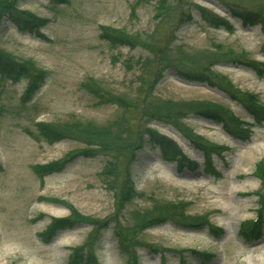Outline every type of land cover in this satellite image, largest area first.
Returning <instances> with one entry per match:
<instances>
[{"label":"rangeland","instance_id":"rangeland-1","mask_svg":"<svg viewBox=\"0 0 264 264\" xmlns=\"http://www.w3.org/2000/svg\"><path fill=\"white\" fill-rule=\"evenodd\" d=\"M135 2L70 0L53 5L49 0H21L20 9L49 20L40 30L45 38L19 31L9 20L3 21L2 47L17 59L35 62L49 76L26 105L21 101L25 81L0 82V264H67L71 249L83 244L91 227L80 223L49 242L39 236L51 218L70 215L66 204L82 215L99 220L117 217L128 227L133 223L134 209H149L156 201L185 202L188 215L221 227L224 235L219 238L207 227L184 228L173 222L151 227L140 235L141 264H180L182 260L185 264H264V227L262 236L250 243L239 235L242 223L255 218L259 208L256 192L260 181L254 171L255 164L264 160V122L253 127L249 141H241L230 136L222 125L189 114L183 120L185 125L207 141L228 148L223 158L214 157L213 170L203 166V153L181 132L170 124L154 121L150 127L174 140L199 166L179 168L176 162L164 161L159 148L145 144L136 152L132 164L136 189L143 196L121 213L115 193L103 175L108 159L104 154L77 157L60 172L43 179L36 172V166L60 161L85 146L70 139L48 143L38 134L36 122L57 123L75 118L102 125L120 114L114 105H97L82 89L84 81L94 78L116 94L132 93L138 87L135 77L138 65L133 62L144 55L142 50L112 48L99 37L101 26L131 34L152 32L158 0L141 1L133 15ZM187 2L193 20L177 30L174 46L182 47L191 57L211 49L214 43H221L239 53L246 52L264 70V33L260 25L245 26L220 0ZM198 7L230 20L233 31L208 27ZM162 32L164 42L168 28ZM180 61L178 57L174 60L176 65L192 69L190 61ZM211 69L212 73L226 77L235 88L257 94L264 104V74L241 64L221 63ZM163 75L155 87V96L174 101H212L228 107L245 121H253L238 101L217 87L184 80L173 69ZM140 114L141 109H136L128 117L136 124ZM125 162L121 158L120 169ZM58 208L64 209L60 216L50 214ZM113 226L112 222L97 244L100 264H125ZM66 232L70 233L67 235L70 244L59 245L58 238Z\"/></svg>","mask_w":264,"mask_h":264},{"label":"trees","instance_id":"trees-1","mask_svg":"<svg viewBox=\"0 0 264 264\" xmlns=\"http://www.w3.org/2000/svg\"><path fill=\"white\" fill-rule=\"evenodd\" d=\"M20 1L0 0V29L6 19L19 31H27L45 38L40 30L49 20L33 12L20 9ZM49 1L53 5H57L68 3L70 0ZM141 1L147 0H136L135 5L132 6L133 15ZM220 1L231 10L233 16L240 18L244 25H260L264 33V0ZM187 5H189L187 0H158L154 15L155 29L145 35L131 34L111 26L100 27L99 37L110 47L140 48L142 50L144 55L133 62V65H138V73L135 77L139 85L132 93L116 94L106 89L94 78H89L81 84L82 89L95 99L97 105L117 107L120 114L108 123L101 125L91 121L82 122L75 118L57 123L36 122L38 134L48 143L70 139L85 145L82 149L70 153L60 161L36 166V172L42 179L55 172H60L68 162L77 157L92 158L104 154L108 159L103 175L107 177L110 189L115 193L118 211L121 213L127 205L143 196L136 189L132 176V164L135 161L136 152L142 149L145 144L159 148L162 159L166 162H176L179 168L198 167V163L189 159L174 140L150 127L154 121L170 124L181 132L196 149L204 154V166L208 169H213L214 157H222L228 148L207 141L185 125L183 120L189 114L221 124L227 133L239 140L248 141L251 139L252 127L262 125L264 122V104L261 103L257 94L235 88L226 77L212 73L211 68L221 63L241 64L248 65L260 74H264V70L261 69L262 65L252 61L246 52L239 53L221 43H214L211 49H204L191 57L184 53L182 47L174 46L177 30L193 20L192 11ZM198 9L202 20L208 27L233 31V24L227 18H222L202 7H198ZM165 27L168 28V32L166 40L163 42L162 30ZM177 57L181 60L180 62L189 63L190 61L192 69H185L184 65H176L174 60ZM128 64L131 65L130 62ZM194 66L196 68H193ZM170 69L175 70L185 80L217 87L238 101L253 118V123L241 119L228 107L212 101H174L155 96L156 85L164 77L163 74ZM48 76L49 73L36 65L35 62L15 58L2 47L0 41V82L25 81L26 88L21 96L23 104L26 105L32 101L45 85ZM136 109H141L142 114H140L138 123L135 124L133 119H129L128 114ZM121 158L126 160L123 169L119 167ZM254 173L261 183L256 192L259 209L258 219L247 220L241 225L240 235L247 243L256 241L263 234L264 160L256 163ZM187 205L185 202L156 201L149 209H134L132 212L133 223L124 227L117 217L115 220H99L82 215L66 204L71 211L70 215L66 218H52L46 230L40 233V237L43 241L49 242L63 230L73 229L80 223L88 224L91 230L83 244L71 249L68 264H100L96 254L97 243L113 222L112 230L118 242L119 251L126 259L125 264H141L139 250L143 244L140 235L151 227L173 222L184 228L208 227L210 232L217 237L224 234L222 228L212 225L208 220L188 215L186 213ZM192 252L200 256H210L205 252ZM181 264H185V262L182 260Z\"/></svg>","mask_w":264,"mask_h":264},{"label":"bare ground","instance_id":"bare-ground-1","mask_svg":"<svg viewBox=\"0 0 264 264\" xmlns=\"http://www.w3.org/2000/svg\"><path fill=\"white\" fill-rule=\"evenodd\" d=\"M63 211H64V209H62V208L53 209L50 211V214L60 216ZM69 234H70L69 232H66L63 237L58 238L59 245L70 244V240L67 237V235H69Z\"/></svg>","mask_w":264,"mask_h":264}]
</instances>
